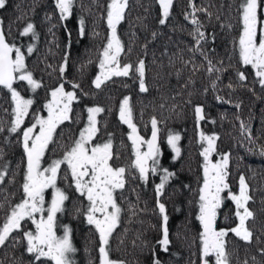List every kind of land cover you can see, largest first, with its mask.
Here are the masks:
<instances>
[{"label": "trees", "instance_id": "16d2710c", "mask_svg": "<svg viewBox=\"0 0 264 264\" xmlns=\"http://www.w3.org/2000/svg\"><path fill=\"white\" fill-rule=\"evenodd\" d=\"M107 2L75 0L73 15L61 20L54 0H7L5 8L0 9V20L3 21L8 41L21 48L27 68L41 84L33 91L26 81L14 82V87L34 102L29 109L30 117L38 110L46 112L43 109L44 99L59 84L63 83L69 90H74L69 81L80 85L79 89H75L77 99L72 105L71 119L75 121L60 125L62 130L59 136L66 137L80 128L76 124L85 118L87 104L97 103L105 109L99 118L100 136L109 137L111 134L113 147L125 157L130 168L133 150L131 141L127 139L129 129L119 119V101L124 96L131 97L133 118L145 135L151 130V117L155 115L159 121L160 163L176 174L160 197L169 216V251L162 252L156 243L160 238L161 223L155 193V185L160 182L159 174H149L145 183L130 168L125 188L117 192L123 211L121 223L110 238L111 258L124 260L125 264H152L155 251L162 264H199L198 234L201 226L196 217L203 163L198 133L202 130L207 135L218 134V153H230L227 182L231 190L238 192L239 176L244 174L253 197L249 207L255 212V219L247 222L253 231L251 243L242 241L233 233L225 237L230 264H244V261L264 264V253L261 252L264 249V156L259 154L260 146L264 145V87L258 83L250 66L240 64L233 50V41L240 32L236 12L239 0H195L198 8H207L213 13L211 18L204 12L197 13L204 26L202 30L208 37L207 42L202 43V48L208 59L223 69L212 74L207 71L208 64L204 57L199 52L194 54L189 50L194 45L190 35L194 26L185 19V13L191 11L189 0H174L171 15L164 25L159 23L160 9L156 0H128L125 19L117 28L125 45L120 59L121 64L131 62L133 65L141 58L145 60L148 91L144 93L139 90L134 71L129 77H113L99 89L92 83L99 69V53L109 34L105 11ZM217 15L220 20L216 19ZM81 17L85 21L83 36L79 32ZM28 22L35 26L36 39L30 34L20 35ZM221 23H230L233 27L222 28ZM153 33H156L155 38ZM29 45H35L32 54L27 53ZM129 48L131 52H128ZM65 55L68 56V65L61 75L59 67ZM193 64L198 70H193ZM238 69L245 72L246 81L238 79ZM213 81L216 82L215 88L212 87ZM217 97L222 99L218 100ZM196 105L203 106L205 115L199 128L194 114ZM13 106L9 90L0 86V127L3 128L0 131V171H6L4 181L0 182V203L5 205V209L21 199L26 170L21 133L9 131ZM74 111L77 113L74 114ZM241 121L250 126L254 142H250L246 134H241ZM170 132L181 136L178 142L181 156L175 161L167 143ZM61 142L63 140H54L47 151H56ZM219 158L218 155L212 157L214 161ZM73 197L66 201L65 212L79 222L81 206ZM131 206H135V215ZM5 209H0V221ZM233 211V202L226 198L217 225L222 228L235 226L238 220L232 215ZM225 215L229 217L228 220L224 219ZM92 233L97 234L93 230L88 231L87 227L76 229L73 245L77 251L71 257L74 264H98V256L95 259L98 245ZM13 235L20 242L9 239L5 246L0 247V264H42L25 251L26 241L22 233ZM43 264L52 262L43 260Z\"/></svg>", "mask_w": 264, "mask_h": 264}, {"label": "snow or ice", "instance_id": "6c2138e0", "mask_svg": "<svg viewBox=\"0 0 264 264\" xmlns=\"http://www.w3.org/2000/svg\"><path fill=\"white\" fill-rule=\"evenodd\" d=\"M54 2L61 20H66L73 15L75 0H54ZM156 3L160 9L159 23L164 25L171 15L174 0H156ZM6 4L7 0H0V9L5 8ZM127 8L128 0H108L106 4V22L109 34L99 53V72L92 83L95 88L99 89L113 77H129L134 71L139 81V90L144 93L148 91L145 82V60L141 58L135 65L131 62L121 64L120 58L125 52V45L117 28L125 19ZM189 8L191 11L185 13V19H188L194 26L190 33L194 45L189 50L194 54L199 52L204 57L208 64L209 74L219 73L223 70L222 67L213 64L202 48V43L207 42L208 37L202 30L204 26L197 16L198 12H204L211 18L213 13L207 8H198L195 0H189ZM236 12L239 18L240 32L238 38L233 41V50L238 56L240 64L250 66L254 70L256 80L264 87V0H239ZM216 19L220 20V16L217 15ZM221 27L231 29L233 25L221 23ZM79 32L81 36L85 34L83 17L79 20ZM29 34L33 39H36L38 35L32 22H28L20 32L22 36ZM152 35L153 38L156 37V33ZM212 39L214 40L215 36ZM144 47L146 48L147 45ZM34 48L35 45H29L27 53L32 54ZM128 52H131V48L128 49ZM186 63H192V61ZM220 63L222 65L223 62ZM67 65L68 56L65 55L64 62L59 67L61 75L65 73ZM193 70H198L195 64H193ZM237 77L241 82L247 80L245 72L239 69ZM17 80L26 81L33 91L41 87L40 82L34 79L33 73L27 68L24 52L15 43L8 41L3 21L0 20V86L8 89L11 94V100L14 103L12 108L14 118L9 131L11 133L22 131L21 142L26 156V171L21 185L22 197L20 201L9 205L6 209L5 205L0 203V209H5V215L0 221V247L5 246L9 239H16V242L19 243L20 240L13 234L21 232L23 240L26 241L25 251L35 261H41L42 264L43 260L51 261L52 264H74L71 257L77 249L73 245L72 229L68 225H63V234H57L58 214L65 211V201L69 199L67 193L57 186L61 165H66L67 172L64 173L63 178L67 179L70 176L74 190L85 197L88 202L87 208L83 210V215L87 224L92 226L98 234L99 264H125L124 260L110 258V238L121 223L123 211L117 203L115 193L117 190L125 188L129 168L113 165L112 161L118 157L112 151L111 134L105 142L94 143L99 132L97 116L105 109L100 106L88 107L86 109L87 123L80 130L78 138L65 149L62 158L53 159L46 167H42V160L49 145L54 143L53 137L58 126L71 119V105L77 99L75 89H79L80 85L69 81L68 83L74 90L66 91L64 84H59L51 91V100L44 105L47 109V116H37L35 123L21 129L33 100L25 99L14 87V82ZM228 86L231 87V84ZM212 87H216L215 81H213ZM217 99L222 98L217 97ZM130 100L131 97L124 96L119 104V119L130 129L128 139L132 143L134 156L130 168L136 171L139 178L145 183L148 181L149 174H159L160 182L155 185V193L161 223L160 238L156 243L162 252H168L171 244L169 216L166 205L161 202L160 197L163 195L165 186L176 174L168 168L162 167L160 163L159 121L156 116L153 115L150 119L151 137L145 139L139 134L137 125L134 123ZM236 107L239 108L240 105L237 104ZM194 114L199 128L200 122L205 120L203 106L196 105ZM240 129L242 135L246 134L249 141L254 142L255 138L252 137L250 126L241 121ZM0 131H3L2 127H0ZM198 135L202 148L200 155L203 158L202 184L198 189V215L196 217L201 226V231L198 234L199 264H230L225 237L229 233H233L242 241L251 243L253 231L247 226V222L250 219H255V212L249 207V203L253 202V197L244 174L239 176L238 192L231 190V186L227 182L231 156L230 153L217 152L218 134L207 135L200 130ZM180 139L181 136L178 133L170 132L167 137V143L174 153V161L181 156V149L178 146ZM145 145L146 150H142ZM61 147L64 146L61 145ZM249 150L251 151V149ZM259 154L264 156V145L260 146ZM213 155H218L220 158L214 161ZM5 175L6 171H0V182L4 181ZM48 189H52V195L46 207L45 192ZM226 198L234 204L232 215L238 220V223L229 228H217V220ZM131 208L132 214L135 215V206H131ZM37 214H39V218H37ZM224 219L228 220L229 217L225 215ZM29 220L34 225V229L25 230L23 223ZM261 252L264 253V249H261ZM152 264H162L161 259L155 255V251ZM244 264H248V262L244 261Z\"/></svg>", "mask_w": 264, "mask_h": 264}, {"label": "flooded vegetation", "instance_id": "af4514ba", "mask_svg": "<svg viewBox=\"0 0 264 264\" xmlns=\"http://www.w3.org/2000/svg\"><path fill=\"white\" fill-rule=\"evenodd\" d=\"M98 72H99V69H98L97 72H95L94 76H96ZM70 115H72V112L70 113ZM27 116H26V119L24 120L25 123H23V125L26 124V122L27 123L29 122V119H27ZM74 121L75 120L70 119L68 121H64L60 125H65V124H69V123L72 124V123H74ZM60 125L58 126L56 132L54 133L53 139L54 140L57 139L59 141L60 140H63V142H61V144L59 145V147H58V149L56 151H53L52 153L46 151L45 156H44V159L42 160V167H46L47 164L50 163L51 160H53V159L62 158L63 152L67 148V147L65 148L66 143L72 139V137H70L71 134H69L66 137L59 136V132L62 130V128H60ZM77 130H75L76 131V133H75V136L76 137L79 135L78 134L79 132ZM76 137H75V139H76ZM73 141H72V143H73ZM94 143H98V141L94 139ZM61 145H63L64 147H61ZM65 172H67V166L66 165H61V174H60V178H58L57 182H58L59 185H61L60 188L61 189H64L65 192L67 193V195L69 197L74 196L73 199L74 198H77L78 199L77 201H79L80 206H81V213L79 214V222H76L75 221V218L74 217H71L70 215H68L65 211L63 213H61V214H58V218L60 220V225H62V226H63V224L64 225H69L70 228H72L73 232H75L78 227H82V228L87 227V229L90 228V229H92L94 231V233H96L95 230H94V228L92 226H90V225L87 224L86 219H85V216L83 215V210H85L87 208V204H88L86 198L85 197H82L78 192H76L74 190V185H73V182H72V179H71L70 176L67 179H64L63 178ZM117 192H118V190H117ZM117 192L115 193V195H116V198H117V203L119 204V202H118V200H119V196L118 195L119 194H117ZM46 203H47V201H46ZM83 204H85V205L83 206ZM23 226L27 227L28 229H34V225H32V223H31L30 220L24 222L23 223ZM57 231H59V229Z\"/></svg>", "mask_w": 264, "mask_h": 264}, {"label": "rangeland", "instance_id": "374dc122", "mask_svg": "<svg viewBox=\"0 0 264 264\" xmlns=\"http://www.w3.org/2000/svg\"><path fill=\"white\" fill-rule=\"evenodd\" d=\"M70 89V88H69ZM69 89H66L65 88V90L66 91H73L72 89L71 90H69ZM20 93H21V95L25 98V99H31L30 97H28L26 94H22V92H21V90H19V89H17ZM45 101L43 102V105H45L49 100H51V93L46 97V99H44ZM120 102L121 101H119V103H118V106L117 107H119V104H120ZM33 104H34V102H33ZM32 104V105H33ZM72 105H73V103H72ZM72 105H71V107H72ZM93 106H99V104H97V103H94V102H90V104H87V106H86V108L85 109H87L88 107H93ZM14 107V106H13ZM101 107V106H100ZM29 109H30V107H29ZM43 109H45L46 110V112H42V111H40V110H38V112H34V113H32V115H31V117L29 116V112L30 111H28V116H27V119H30L29 120V122L27 123L26 122V124H24V125H21V129H23V128H26V127H29L32 123H35V118L37 117V116H47V109L45 108V107H43ZM84 109V113H85V118L82 120V121H80L78 124H76V126H79L80 128L77 130L78 132H80V130L82 129V128H84L85 127V125H86V123H87V111ZM73 110L74 109H72V112H73ZM80 110V112H81V114H83V112H82V109L80 108L79 109ZM77 112L76 111H74V114H76ZM33 115H36V117H33ZM34 118V119H31V118ZM14 118V117H13ZM100 114L97 116V121H98V125H97V127L99 128V122H100ZM25 119H26V117H25ZM24 119V120H25ZM133 120H134V118H133ZM25 123V122H24ZM134 123L136 124V122H135V120H134ZM137 125V124H136ZM127 128H128V126H127ZM138 128V127H137ZM129 129V128H128ZM70 130H71V128H70ZM71 131H74V130H71ZM138 131H139V134L141 135V136H143L145 139H149V136H150V134H151V130L149 131V133H148V135H145L144 134V132H141L140 131V128H138ZM130 132V129H129V131H128V133ZM20 133H21V140H22V131H20ZM75 133H76V131L75 132H72V134H71V136L70 137H72V139L70 140V141H68L67 143H66V145H65V148L66 147H70L72 144V141L75 139ZM79 134V133H78ZM79 136V135H78ZM78 136L76 137V138H78ZM108 139V137H105V136H100V134H99V132L97 133V135H96V137H95V140H97L98 141V143H103V142H105L106 140ZM112 139V138H111ZM127 139H128V135H127ZM113 139H112V144H113ZM130 141V140H129ZM113 146H114V144H113ZM131 148H132V150H133V147H132V143H131ZM142 150H146V145L143 147V149ZM112 151H113V153L114 154H116L117 155V157L118 158H116L114 161H112V163H113V165L114 166H124V167H127V168H129V163H127V161L125 160V157H123V155L122 154H120L119 152H118V150L117 149H115L114 147L112 148ZM132 153H133V151H132ZM134 159V156L133 157H131V160H133ZM46 163V162H45ZM25 165H26V162L24 163ZM130 169V168H129ZM26 171V170H25ZM25 173V172H24ZM57 186L58 187H60L61 185H59L58 184V182H57ZM64 190V189H63ZM65 191V190H64ZM51 195H52V189H48V190H46V192H45V200L47 201V203L48 202H50V200H51ZM75 200H78L77 198H74ZM47 203H46V207H47ZM66 203V202H65ZM78 203H79V201H78ZM65 208H66V205H65ZM86 208V207H85ZM37 218H39V214H37ZM219 218V217H218ZM62 224V223H61ZM219 224V223H218ZM64 225V224H63ZM69 226V225H68ZM57 228L59 229V231H57V234L58 235H62L63 234V227H62V225H60V220H59V218L57 219ZM217 228H222V227H219V225H217ZM57 229V230H58ZM72 229V228H71ZM88 231H92V229H90V228H88L87 229ZM76 232V231H75ZM75 232H73V230H72V238L74 237V235H75ZM93 234V233H92ZM93 238L94 239H96V243H97V245L99 246V240H98V234H96V236L93 234ZM72 240H74V238L72 239ZM97 256H98V252H97V254H96V257H95V259H97ZM110 258H111V256H110ZM113 259V258H112ZM98 264H99V262H98Z\"/></svg>", "mask_w": 264, "mask_h": 264}, {"label": "bare ground", "instance_id": "6f19581e", "mask_svg": "<svg viewBox=\"0 0 264 264\" xmlns=\"http://www.w3.org/2000/svg\"><path fill=\"white\" fill-rule=\"evenodd\" d=\"M159 141H160V136H159V132H158V144H159Z\"/></svg>", "mask_w": 264, "mask_h": 264}, {"label": "water", "instance_id": "95a60500", "mask_svg": "<svg viewBox=\"0 0 264 264\" xmlns=\"http://www.w3.org/2000/svg\"><path fill=\"white\" fill-rule=\"evenodd\" d=\"M151 137V134H150V136H149V138Z\"/></svg>", "mask_w": 264, "mask_h": 264}]
</instances>
